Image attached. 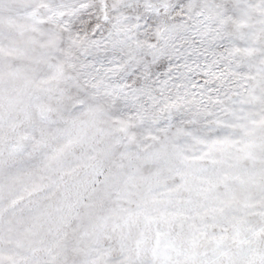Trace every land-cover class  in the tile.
I'll list each match as a JSON object with an SVG mask.
<instances>
[{"label":"snow or ice","instance_id":"6c2138e0","mask_svg":"<svg viewBox=\"0 0 264 264\" xmlns=\"http://www.w3.org/2000/svg\"><path fill=\"white\" fill-rule=\"evenodd\" d=\"M0 264H264V0H0Z\"/></svg>","mask_w":264,"mask_h":264}]
</instances>
